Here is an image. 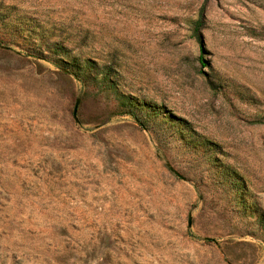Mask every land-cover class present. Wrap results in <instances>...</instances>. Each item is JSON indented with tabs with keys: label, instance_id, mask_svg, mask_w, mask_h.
I'll list each match as a JSON object with an SVG mask.
<instances>
[{
	"label": "rangeland",
	"instance_id": "374dc122",
	"mask_svg": "<svg viewBox=\"0 0 264 264\" xmlns=\"http://www.w3.org/2000/svg\"><path fill=\"white\" fill-rule=\"evenodd\" d=\"M0 264H264V0H0Z\"/></svg>",
	"mask_w": 264,
	"mask_h": 264
},
{
	"label": "trees",
	"instance_id": "16d2710c",
	"mask_svg": "<svg viewBox=\"0 0 264 264\" xmlns=\"http://www.w3.org/2000/svg\"><path fill=\"white\" fill-rule=\"evenodd\" d=\"M192 25H193V29H192V31H193V36H194L195 40L199 43V41H200V36H199V34H198V29H199V27H200V20H199V19L196 20Z\"/></svg>",
	"mask_w": 264,
	"mask_h": 264
},
{
	"label": "water",
	"instance_id": "95a60500",
	"mask_svg": "<svg viewBox=\"0 0 264 264\" xmlns=\"http://www.w3.org/2000/svg\"><path fill=\"white\" fill-rule=\"evenodd\" d=\"M74 112H75V108L73 109V115H74Z\"/></svg>",
	"mask_w": 264,
	"mask_h": 264
}]
</instances>
